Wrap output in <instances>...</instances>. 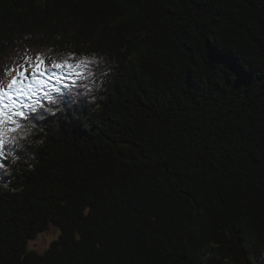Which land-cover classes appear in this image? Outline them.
<instances>
[{
	"label": "trees",
	"instance_id": "obj_1",
	"mask_svg": "<svg viewBox=\"0 0 264 264\" xmlns=\"http://www.w3.org/2000/svg\"><path fill=\"white\" fill-rule=\"evenodd\" d=\"M37 54L0 264H264V0H0V85Z\"/></svg>",
	"mask_w": 264,
	"mask_h": 264
},
{
	"label": "snow or ice",
	"instance_id": "obj_2",
	"mask_svg": "<svg viewBox=\"0 0 264 264\" xmlns=\"http://www.w3.org/2000/svg\"><path fill=\"white\" fill-rule=\"evenodd\" d=\"M211 54L220 55L215 52ZM82 63L83 61L77 62L75 67L79 68ZM48 67L57 70H68L74 66L64 60L61 62L52 61ZM29 68L31 69L30 78L25 75ZM13 71L16 74L11 76L6 88L0 85V158L5 156L4 150L6 146L13 145L17 141L18 130L22 127L17 118L27 120L29 119L28 113L35 114L31 117L32 120L45 118L42 111L45 109V105L40 102L41 95L51 104L60 102L57 99H53L50 94V91L59 93L60 88L51 87L49 81L54 78L56 83L59 84L63 77L57 73H52L47 79H42L46 76L48 68H46L44 60L39 54L35 57L34 64H28L27 67L24 64H20L18 68L8 70L7 74L11 75ZM47 111L51 112L52 109H47ZM5 166L0 164V169Z\"/></svg>",
	"mask_w": 264,
	"mask_h": 264
},
{
	"label": "rangeland",
	"instance_id": "obj_3",
	"mask_svg": "<svg viewBox=\"0 0 264 264\" xmlns=\"http://www.w3.org/2000/svg\"><path fill=\"white\" fill-rule=\"evenodd\" d=\"M15 74H16L15 71H13L11 73V75L6 73V75L3 77L2 81H5L4 85H3L5 88L7 86V83L11 80V76L15 75ZM25 75H26V77L30 78V75H31V69L30 68L25 73ZM42 79H44V77ZM58 235H59L58 229H56L54 227H49L46 231H44L43 233L38 235L37 238H35L34 240H32L28 243V249L35 250L39 253H43L47 249L50 242L55 240L58 237Z\"/></svg>",
	"mask_w": 264,
	"mask_h": 264
}]
</instances>
